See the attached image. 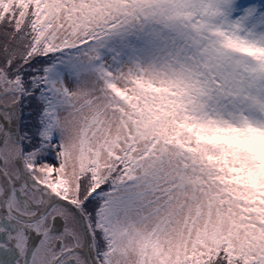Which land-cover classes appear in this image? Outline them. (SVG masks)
Instances as JSON below:
<instances>
[{
	"label": "snow or ice",
	"instance_id": "6c2138e0",
	"mask_svg": "<svg viewBox=\"0 0 264 264\" xmlns=\"http://www.w3.org/2000/svg\"><path fill=\"white\" fill-rule=\"evenodd\" d=\"M0 264H264V0H0Z\"/></svg>",
	"mask_w": 264,
	"mask_h": 264
}]
</instances>
